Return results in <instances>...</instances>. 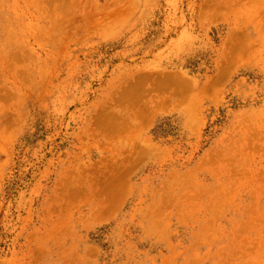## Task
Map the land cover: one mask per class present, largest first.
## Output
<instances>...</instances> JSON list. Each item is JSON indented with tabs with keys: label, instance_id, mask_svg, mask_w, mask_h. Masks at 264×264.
<instances>
[{
	"label": "rangeland",
	"instance_id": "1",
	"mask_svg": "<svg viewBox=\"0 0 264 264\" xmlns=\"http://www.w3.org/2000/svg\"><path fill=\"white\" fill-rule=\"evenodd\" d=\"M0 0V264H264V6Z\"/></svg>",
	"mask_w": 264,
	"mask_h": 264
},
{
	"label": "bare ground",
	"instance_id": "2",
	"mask_svg": "<svg viewBox=\"0 0 264 264\" xmlns=\"http://www.w3.org/2000/svg\"><path fill=\"white\" fill-rule=\"evenodd\" d=\"M259 2H262L261 6H264V0H258Z\"/></svg>",
	"mask_w": 264,
	"mask_h": 264
}]
</instances>
